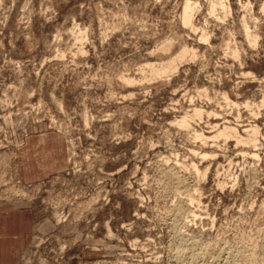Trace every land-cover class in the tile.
Here are the masks:
<instances>
[{"label":"rangeland","instance_id":"obj_1","mask_svg":"<svg viewBox=\"0 0 264 264\" xmlns=\"http://www.w3.org/2000/svg\"><path fill=\"white\" fill-rule=\"evenodd\" d=\"M210 3L0 0V210L30 218L18 264H264V0ZM226 125L254 143L214 138ZM41 136L59 166L30 180Z\"/></svg>","mask_w":264,"mask_h":264},{"label":"crops","instance_id":"obj_2","mask_svg":"<svg viewBox=\"0 0 264 264\" xmlns=\"http://www.w3.org/2000/svg\"><path fill=\"white\" fill-rule=\"evenodd\" d=\"M43 143H48L50 148L43 152L39 150ZM51 137H36L28 141L24 153L26 178L33 180L48 173L49 169L56 166L51 160L59 153L57 145L53 150ZM58 163L60 156H56ZM54 161V160H53ZM30 231V218L26 210L4 209L0 210V264H18L27 246V237Z\"/></svg>","mask_w":264,"mask_h":264},{"label":"bare ground","instance_id":"obj_3","mask_svg":"<svg viewBox=\"0 0 264 264\" xmlns=\"http://www.w3.org/2000/svg\"><path fill=\"white\" fill-rule=\"evenodd\" d=\"M228 0H220V1H217V0H211V5H210V11L213 13H215V11L218 9V8H226L228 3H227ZM245 6V4H244ZM246 7V6H245ZM195 8V4L190 2V1H187L185 3V6H184V11H183V16H182V21H183V24H185L186 26H190V27H194V24H193V9ZM264 8V6H263ZM214 15V14H213ZM248 26V25H247ZM246 26L245 24V29H246V32H247V37L255 42L256 39H257V36H252L253 38L251 39V33L249 32L248 30V27ZM196 28V27H194ZM193 28V29H194ZM192 29V28H191ZM203 35V34H202ZM205 35V34H204ZM203 35V36H204ZM203 36H201L202 38H204ZM187 53V51L185 50L183 54H181L179 57H182L184 56V54ZM165 66H163V69H164ZM195 110V109H194ZM196 113H200V110L196 109L195 110ZM187 123V118L184 117L182 118L180 124L181 125H185ZM217 126L219 124H216ZM230 126V125H229ZM228 125H226L225 127H223V129H219L217 130L216 132H214V138L217 137L218 135H225V136H233V137H236V140L239 142V141H245V142H249V143H254L255 141V131L254 130H250L248 131V133L246 132V134H248V137L245 139L244 136L240 135L238 132H237V129H235L234 127H229ZM246 130V128L244 129ZM248 130V129H247ZM245 132V131H244ZM210 133V132H209ZM196 137L200 138L201 139V142L203 143H206L208 142V139L210 138V136H207L206 134H195ZM212 135V134H210ZM209 137V138H208ZM213 138V136H211ZM253 154V153H252ZM252 157V156H251ZM186 193V192H185ZM187 194V193H186ZM192 197V196H191ZM191 197H190V201H191ZM186 240V239H185ZM179 252V251H178ZM182 252V251H181Z\"/></svg>","mask_w":264,"mask_h":264}]
</instances>
